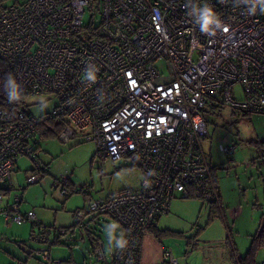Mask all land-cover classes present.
I'll return each instance as SVG.
<instances>
[{"label":"built area","instance_id":"2783aa9c","mask_svg":"<svg viewBox=\"0 0 264 264\" xmlns=\"http://www.w3.org/2000/svg\"><path fill=\"white\" fill-rule=\"evenodd\" d=\"M204 3L227 32L200 31L194 6ZM253 7L256 13L250 14ZM261 7L258 0H0V59L25 93H51L56 101L43 118L0 105L5 223L36 222L34 237L49 233L32 211H19L20 196L4 205L21 155L34 161L27 183L43 177L35 157L37 125L49 118L63 124L62 141L80 134L103 161L129 159L141 171L138 187L88 197L84 210L74 214L76 223L90 212L108 213L119 222L122 236L114 249L90 233V255L98 264H141L143 237L173 198L218 203L215 174L200 145L208 134L204 109L227 106L264 114ZM87 11L94 20L85 22ZM159 61L167 74L155 68ZM237 85L241 96L235 94ZM220 150L230 155L234 145ZM63 186L59 192L65 197L70 191ZM56 234L65 240L67 231ZM34 255L37 264H62L46 249ZM163 257L177 264L171 250L164 249Z\"/></svg>","mask_w":264,"mask_h":264},{"label":"rangeland","instance_id":"374dc122","mask_svg":"<svg viewBox=\"0 0 264 264\" xmlns=\"http://www.w3.org/2000/svg\"><path fill=\"white\" fill-rule=\"evenodd\" d=\"M91 18L95 19L87 11L85 22ZM154 66L160 73H168L163 61ZM235 94L242 95L239 85L235 86ZM27 104V111L41 118L53 110L56 101L51 93H45L28 95ZM204 117L208 134L200 145L211 166L216 167L214 174L224 211L222 208L219 216L210 219L209 205L201 199L173 198L168 212L155 221L157 228L165 232L154 236L148 231L143 237L141 264H171L163 257L164 249L171 250L177 264H232L233 252L243 256L250 246L254 233H247L256 226L254 212L261 211L258 204L262 202L255 199L261 186L250 158L264 150L256 143L264 139V114H254L250 120L248 115L227 106L216 109L206 105ZM58 136L41 137L37 133L35 157L48 171L42 173L40 169L43 177L27 184L26 178L34 172V161L21 155L11 174L12 189L4 195V205L8 206L20 196L19 211H32L36 221L49 230L43 233L47 238L34 237L37 228L34 227L35 233L31 231V221L6 224L1 215L0 264H37L34 252L38 249L48 250L53 259L72 258L75 264H98L90 255L88 236L81 239L79 229L72 227L75 211L86 207L88 197L103 198L123 188L138 187L141 182L140 169L129 159L103 161L94 154V144L82 140L80 134L66 141ZM220 145H234L233 153L227 155ZM60 186L70 191L67 197L60 194ZM90 214L84 219L87 228L84 225L81 230L98 234L104 247L114 249L122 234L119 222L108 213L88 221ZM59 229L67 231L65 242L55 240ZM255 258L257 262L264 261V249H259Z\"/></svg>","mask_w":264,"mask_h":264},{"label":"trees","instance_id":"16d2710c","mask_svg":"<svg viewBox=\"0 0 264 264\" xmlns=\"http://www.w3.org/2000/svg\"><path fill=\"white\" fill-rule=\"evenodd\" d=\"M9 74H11V76L15 79V77L13 76V74L11 73L9 67L7 66V64L2 61L0 59V105L4 110L10 111V112H15L17 110L23 111V112H29L27 111V98H28V94L25 93L17 84L16 79H15V87H13V85L9 84L7 77L9 76ZM13 91H15L16 96H17V100L14 102H10L8 100V96L7 93H12ZM30 113V112H29ZM250 116V115H248ZM43 118V117H41ZM63 128V124L53 118H49L46 120H41L38 125H37V133L40 135L41 137H47V136H58V134L60 133L61 129ZM216 168V167H214ZM212 167L213 172L215 173V169ZM48 168L46 166H44V168H42V172H47ZM38 182V181H37ZM27 184H31V183H27ZM68 196V195H67ZM65 196V197H67ZM218 204H210L209 205V218H213L215 216H219L220 213L219 211L222 209L221 207V201H220V194H219V201ZM77 210H81V209H77ZM76 210V211H77ZM84 210V209H83ZM75 211V212H76ZM90 216L88 217V221H93L95 219V217H97L99 214L97 213H93L90 212ZM88 214V213H87ZM103 216V215H100ZM86 217V216H85ZM85 217L82 219L81 221V226L85 228H87V222H84ZM36 222H31V228H33L34 224ZM74 226H79L78 223H74ZM83 227H77L79 230H81V228ZM55 229V228H54ZM74 230V229H73ZM149 231L151 232V234H153L154 236H159V234H163L165 232V230H159L156 226V222L153 224V226H151V228L149 229ZM90 233L92 232H85V234L88 236V240L90 242ZM85 234L83 235V237H80L81 239H83L85 237ZM93 235H96L98 237H100L98 234L94 233ZM122 234L117 237L118 239L121 238ZM56 234H55V240L56 242L60 243V242H65L64 239H56ZM43 240L46 239L47 237H42ZM24 244V242H22ZM142 246V245H141ZM259 249H264V224H260L258 229L256 230V232L251 236V242H250V246L248 248V250L246 251V253L243 256H238L236 252H233V262L232 264H264V261L262 262H257L256 260V252ZM31 252V250H30ZM29 252V254H30ZM140 254H141V247H140ZM34 257L37 259V257L34 255ZM62 264H75V262L73 261L72 258H68L62 261Z\"/></svg>","mask_w":264,"mask_h":264},{"label":"clouds","instance_id":"9594fccd","mask_svg":"<svg viewBox=\"0 0 264 264\" xmlns=\"http://www.w3.org/2000/svg\"><path fill=\"white\" fill-rule=\"evenodd\" d=\"M258 2L262 5L260 12L264 13V0H258ZM194 11L198 16L196 23L199 25V29L202 33H206L208 35H215L217 30H223L224 32L228 31L227 27L224 26L219 15L207 3H204L202 7L194 6ZM249 13L255 14V7L251 8L249 10ZM7 80L9 84L15 87V79L11 76V74H9ZM7 96L10 102H14L17 100L15 91H13L12 93H7Z\"/></svg>","mask_w":264,"mask_h":264},{"label":"crops","instance_id":"0c3cea01","mask_svg":"<svg viewBox=\"0 0 264 264\" xmlns=\"http://www.w3.org/2000/svg\"><path fill=\"white\" fill-rule=\"evenodd\" d=\"M253 116L254 115L249 116L250 120L253 119ZM258 141H259V143H258ZM258 141L256 143L258 144L259 148L264 149V139H262V140L258 139ZM250 162H251V165L254 166L256 169L257 179H258L260 186H261V190L259 191V193H256L255 199L257 201H262V202L258 204L261 208V211L259 212L258 210H256L254 212L257 214L256 220L254 223V224H256V226H254L253 229L251 228V230H249V231H252V232H248L247 234L255 233L256 230L258 229L259 225L261 223L264 224V150H259V152L255 156H252L250 158ZM251 178H252V175H251ZM220 201H221V207L223 208V211H224V205L225 204L222 201L221 194H220ZM220 211H222V209ZM2 220L4 221V217H2ZM140 261H141V256H140ZM260 262H262V261H260Z\"/></svg>","mask_w":264,"mask_h":264}]
</instances>
